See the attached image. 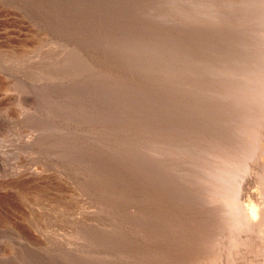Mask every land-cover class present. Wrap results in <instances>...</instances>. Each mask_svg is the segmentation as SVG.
<instances>
[{"label":"rangeland","instance_id":"374dc122","mask_svg":"<svg viewBox=\"0 0 264 264\" xmlns=\"http://www.w3.org/2000/svg\"><path fill=\"white\" fill-rule=\"evenodd\" d=\"M201 2L0 0V264H186L189 253L198 259L196 264H208L219 228L200 227L202 231L196 232L206 238L210 232L212 244H206L210 249L186 242L188 234L180 227L175 240L167 237L172 227L169 222H162L164 218L158 214L146 216L144 208L155 207L161 188L170 182L166 180L163 187L159 183V169H152L158 156L145 152L147 141L135 145L129 140L132 135L144 134V129L138 133L132 130L140 125L139 118L150 135L161 126L179 132L180 122L182 126L194 121L201 127L197 130L207 134L205 124L218 128L217 117L223 115L231 125L241 112L242 103L228 98L229 92L212 88L221 86V80L226 88L238 84L241 74L236 78L231 75L236 65L244 68L249 64L241 62L243 56L256 52L249 41L257 42L264 29V0H208L202 9ZM238 36L244 45L241 49ZM237 51L242 58L236 57ZM192 55L196 59H191ZM206 56L214 58L218 66L236 58L230 63L232 72L229 69L222 77L211 74L200 61ZM251 64L253 67L254 62ZM189 72L192 75H186ZM198 78L211 82L202 90L198 86L184 89L183 82ZM203 90L205 94L215 92L214 97L197 112L189 103L196 100V105L206 99ZM179 114L184 118L172 124ZM259 125L264 134V118ZM126 129L131 130L124 133ZM138 161L143 165L139 163L142 166L137 168ZM253 166L259 168L256 162ZM256 173H247L253 181V188L245 183L247 195H257ZM141 178L144 181L140 182ZM169 185L164 188L165 200L184 205L189 196L176 201L171 195L180 183ZM196 201H188L196 206L192 215H203L205 204ZM149 240L154 241L150 249ZM160 240L167 251L183 241L188 243L182 244L186 255L177 263L160 262ZM235 258L238 264H246L247 259L237 253L230 261ZM219 261L229 264L227 256Z\"/></svg>","mask_w":264,"mask_h":264},{"label":"bare ground","instance_id":"6f19581e","mask_svg":"<svg viewBox=\"0 0 264 264\" xmlns=\"http://www.w3.org/2000/svg\"><path fill=\"white\" fill-rule=\"evenodd\" d=\"M200 1H202L201 3H199L201 6V9H202V6L207 7L206 5L208 4V0H200ZM211 2H213V1H211ZM248 3H249V1H248ZM255 4H256V2H255ZM232 5L233 4H231V7H232ZM242 5H244V4H242ZM246 5H248V4H246ZM261 8H262V6H261ZM236 9H238V8H236ZM246 10H248V7ZM220 13L221 12H218L217 14H220ZM259 13H260V11H259ZM259 13H257V14H259ZM201 14H203V12ZM217 14H215V15L213 14V16L215 17ZM242 14H243V12H242ZM234 15L236 16L235 13H234ZM263 17H264V13H263ZM250 20H252V19H250ZM248 22H251V25H252V21H248ZM259 22H261V21H259ZM251 27L252 26H250V28ZM247 30H251V29L248 28ZM259 30H260V28H258V31ZM240 33H242L241 30H240ZM245 33H247V32H245ZM249 33H252V32H249ZM259 34H258L259 36H258L257 42L249 41L251 44L250 47L255 46L254 50H256V52H253V53L250 52L248 56H243L244 58L241 60V62L246 60V62H248L249 64L246 65L244 63L246 65L245 67L243 66L244 68L241 67L242 64L236 65V67H234L235 68L234 73H233L234 75H231V78H233V77L236 78L237 75L241 74L238 82H236L239 85L238 84L237 85H234V84L230 85L229 84L230 86H228V88H226L227 86L226 85L224 86L222 80L220 79L221 81H219V84H221V86L220 85H219V87L214 86L215 88L214 87L212 88V90L217 91V89H218L220 92L222 91L223 93L225 91H227V92H229V95H230V96L228 95L229 96L228 98H230L231 100L236 98L235 100L237 101V103L238 102L240 104L242 103V106H241L242 110H240L241 112L239 110H237L240 113H239V115H235V117H236L235 121L236 122L233 121V123L231 125H229V124H227L226 120H224L223 115L219 116L220 114L219 115L216 114V116L217 115L219 116V117H217L218 118L217 122H218V124L221 123V126L218 128H211L210 124L204 123L205 124L204 127L209 131V133H207V134H205V132L201 133L200 132L201 130H197V127L199 129H201V127H199L198 124L194 121L195 123L189 122V123H187L188 125L183 123L182 126H181V122H180L179 128L181 129V131H179V132L178 131L176 132V130L175 131L172 130L174 133H171L172 131L169 132L170 130L169 131L164 130V129H168V128H164V126H161V127L155 128L156 130L160 129L159 131L155 130L156 133L155 134L151 133L152 135H150V132L146 133V128H144V127H146V125H144V122H142V118H139L137 120V125L138 124H140V125L135 126L134 128H132V130L134 129V132L138 133L142 129H144V132H143L144 134L141 133V134H137V135H132L131 139H129L130 141H132V143H135V145L140 144L143 141H147L149 147H147L145 149V152L149 153L152 157L158 156L156 159V164L155 163L153 164V165H156V167H154V166L153 167L149 166V167L150 168L152 167L153 170L159 169V170H157L159 173V175H157V176L160 179L159 183L161 184V186H162V184L165 185L166 180L172 184L174 182H175V184L177 182L180 183V185H178V186L173 185L176 187V189H172V190L169 189L172 191L171 195L175 198L176 201L182 200L181 198H183L184 196H189V199L185 200L186 203H184V205H183V203L181 204V202L178 205H175L176 202H175V204H169L165 200V197H167V196H166V191L164 189V188H167V186H171V185H169L170 184L169 183L164 188H161L162 190L159 194L158 201L154 202V204L152 203L155 207H151V205H148L147 208H144L146 216L149 215V217H150L154 214H158L161 218H164V219H161L162 222H163V220H164L165 224H167L169 222V225H171L172 227H171L170 233L167 235V237L173 238V240H175L177 235H178V228L180 227L181 228L180 231H182V233L188 234L186 242H190V243L194 244L195 248L198 246H200L201 248H202V246L203 247L205 246L204 249L205 248L210 249L211 246L208 247L209 245L208 246L206 245V244H209V241L212 244V242H211L212 238H210L208 235L210 232L208 234H206L207 238L205 236H200V235L197 236L196 232L198 233V231H202V230H200V227H207V228L209 227L210 228V226L211 227L213 226V227L219 228V233H218V231L216 232V234L218 233V238H216L217 239L216 242L213 243V244H215V246L211 247L213 249H210L211 250L210 252L212 254L209 252L212 256L208 260H206V261H208V264H221L219 260L222 257L224 258V256H227V261H229V264H238L239 261H237L236 258L233 261H230V260H232V259H230V257L232 255L234 256L236 253H237V255H240V257H244L245 260L247 259L246 264H264V134L258 128V126H260L259 125L260 119L264 118V108H263L264 105H262L263 96H264V48H260V45L261 46L264 45V29H262L261 32L259 31ZM249 35H251V34H249ZM242 36H244V35H242ZM252 36H253V34H252ZM240 37L241 36L237 37L238 38L237 44L239 43L238 46H240V49H241L242 47H244V45H243V43H240L241 39H242ZM247 37L251 38L250 36H247ZM254 37H256V36H254ZM243 38H245V37H243ZM234 41H236V39ZM247 44H249V43H247ZM182 46L183 45H179V48ZM251 49H253V48H251ZM236 55H237L236 57H238V56H240V53L237 51ZM192 56L193 57H191V59L192 58L196 59L194 57V55H192ZM240 57L242 58V55ZM235 59H230L229 61L226 60L227 62H225L224 63L225 65H223V66L222 65L218 66L219 64L217 65L215 59L210 58V56H206V58H203L200 61H203V64L206 66V70L208 72H210L211 74L216 75L218 77H222L221 75L223 72L226 71L225 73H227V71H229V69H230V72H232L231 71V65L232 64H230V63L232 60H235ZM168 60H170V59H168ZM237 62L238 61H236L235 63H237ZM252 62H254L253 67L250 66V65H252L251 64ZM165 64H167V63H165ZM171 64L169 63L167 66H170ZM161 66L163 67V63ZM159 67H158V69H159ZM168 69H170V67H168ZM258 69L262 72V74L260 73L261 75H258L256 73V70H258ZM89 70H90V68H89ZM194 70L195 69H193V71ZM200 72H202V71H200ZM189 73L186 75H188V76L192 75L191 73L190 74ZM254 73H256V74H254ZM163 74H165V71ZM206 74H207V72H206ZM253 74H254V76H253ZM182 77H184V76H182ZM188 78H190V77H188ZM186 80H187V77H186ZM191 81L192 80H188L186 83L183 82L185 90H187L188 88H191L193 86H198L199 89L202 90V89H204L203 88L204 85L208 84V86H209V84L211 82V81H207V79H205V78H200V80H199V78L197 80L195 79L194 80L195 82H193V81L191 82ZM163 84L165 85V83H163ZM181 84L182 83H180V85ZM169 86H171V85H169ZM195 88H193V89H195ZM208 89H210V88H207V90ZM164 90H167V89H164ZM196 90L194 91V93L196 92ZM206 92L207 91L205 90L204 94ZM209 92H211V90ZM181 93H184V92H181ZM198 93H200V92H198ZM213 93H215V92H213ZM213 93L202 95L203 96L202 98H204V96H206V99L199 101V103L196 105H195L196 100H195V102L194 101L191 102L188 99L191 102L189 104L194 105V106L191 105L190 107H193L197 112H201L207 103H208V105H210L212 103L211 99L214 97ZM197 95L199 96V94H197ZM200 95H201V93H200ZM210 95H211V97H210ZM240 96H244V97H240ZM128 98H129V96H128ZM111 100H112V98H111ZM111 100L109 102H111ZM115 101H116V99H115ZM182 101H185V100L183 99ZM210 101H211V103H210ZM125 104H127V103H125ZM237 107H240V105ZM215 108H217V107H214L213 109H215ZM181 109H183V108H181ZM215 110H217V109H215ZM215 110H214V112H215ZM190 111H188V112H190ZM224 111H222V113ZM218 112H221V111H218ZM179 113H180V111H179ZM99 115H100V113H99ZM177 116H178V118L176 120L172 121V124L175 121H178V120L181 121L184 118V116L182 115L183 116V118H182L180 114ZM185 116H187V115H185ZM95 118H97V117H95ZM211 120H213V119H211ZM207 121H210V120L207 119ZM215 123H216V120H215ZM202 125H203V123H202ZM147 128H149V127H147ZM169 128L173 129V126H169ZM130 130L131 129H126L124 131V133H129ZM182 131L185 133V135H179V133ZM155 137H158L159 139H155ZM143 138H145V140H143ZM75 144H77V142ZM141 146H143V144H141ZM155 152L158 155L155 154ZM150 155H149V157H150ZM142 156H140V157H142ZM136 157L139 158V156H137V155H136ZM143 160H146V159L144 158ZM258 160H261L262 162L258 161ZM141 162L142 161H140V162L138 161L137 163H135L136 164L135 166H137V168H138V166H142L143 164ZM255 162L259 166L258 169L254 168V166H253ZM139 163L142 165H140ZM145 163H147V162H145ZM90 164H92V163L90 162ZM133 164H131V165H133ZM149 165H151V164L149 163ZM144 166H145V164H144ZM130 167L133 169V166H130ZM93 169H95V168L93 167ZM253 170H255L257 172L256 174H254V175H256V180H255L256 187L255 188L257 189L256 190L257 195H255V196L247 195L246 189H245V183H248L247 185L249 187L250 186L252 187L250 182H253V181H249V177H248L247 173H250V175H251ZM150 171H152V170H150ZM134 172H135V170H134ZM119 174H120V172L118 173V175ZM102 178H104V177H102ZM245 178H247L246 181H245ZM142 180L143 179L141 178L140 182H142ZM108 181L109 180H107V182ZM157 182H158V180H157ZM133 184H136V183H133ZM146 184H148V183H146ZM155 184H157V183H155ZM132 186H134V185H132ZM100 187H102V186H100ZM148 187H146V188H148ZM138 190H141V188L137 189V192H138ZM248 190L250 191V189H248ZM100 192H102V191H100ZM110 192H112V191H110ZM103 194L104 193H102L101 195H103ZM132 194H134V193H132ZM128 195H130V194H128ZM103 196H105V195H103ZM134 196H135V194H134ZM256 196H257V198H256ZM196 200L197 201L200 200V201L204 202V204H205L204 205L205 210H203V213H204L203 215H201V214L197 215V216L192 215L193 214V208L195 209L196 206L194 205V203L190 204L189 202L190 201H196ZM112 201H113V199H112ZM197 201L195 203H197ZM147 203H149V202H147ZM123 207H125V206H123ZM155 210H156V212H155ZM198 211H200V210L198 209ZM115 213L117 214V212H115ZM127 216H129V214H127ZM130 220H133V219H130ZM87 224L88 223H86L85 226H87ZM111 225H110V227H111ZM140 225L143 227L141 222H140ZM102 226L104 227V225H102ZM155 226L156 225H154L153 229H156ZM105 228H106V226H105ZM160 228H161V226H160ZM101 229H102V227H101ZM158 230H159V228H158ZM215 231H216V229H215ZM79 232H81V231H79ZM95 233H97V232H95ZM98 233H99V231H98ZM106 233H108V232H106ZM213 234H214V232H213ZM148 235L149 234L147 233V237L150 236V235L149 236ZM165 237H166V235H165ZM211 237H212V235H211ZM98 238H101V237H98ZM144 238H146V237H144ZM144 238H143V240H144ZM213 238L215 239V237H213ZM179 239H182V237H179ZM207 239H209V240H207ZM150 240L146 242V244L149 245V249L153 248L152 243L154 242L153 240H152L153 242H150ZM183 242H182V244H183ZM186 242L184 244H188ZM159 243H160L159 244L160 246H158V249L160 247V253L163 252V254H161L163 258L161 259L160 262L165 260V261L170 262V263H177L178 261H181V256L186 255V253H185L186 251H184V249H183V248H185L183 246H186L184 244L182 246V244L179 243L178 246H176V245L174 246V248H176V249H174V250L168 249V251H167L165 249L164 245L162 244L161 240ZM168 244H169V241H168V243H166V245H168ZM142 247H145V245ZM191 249H193V248H191ZM154 250H155V248H154ZM188 250H190V249H188ZM199 250H198V252H199ZM206 251H207V249H206ZM147 252L149 253L150 251L147 250ZM198 252H197V254H198ZM204 253H205L204 251H203V253L200 252V254H204ZM189 254L186 257V260L184 261V262H186V264H196V262H199L197 258H195L193 256L190 257ZM139 256H140V254H139ZM207 256H208V254L205 257L207 258ZM158 257L161 258V256H158ZM255 258H256V260H255ZM133 259H134V256H133ZM140 259H142V258H140ZM201 259H199V260L201 261ZM122 261H124V260H122ZM145 261L146 260H144L143 262H145ZM124 264H126V262ZM141 264H142V262H141ZM143 264H146V263H143ZM197 264H199V263H197Z\"/></svg>","mask_w":264,"mask_h":264}]
</instances>
